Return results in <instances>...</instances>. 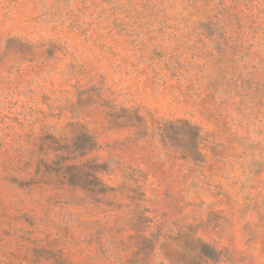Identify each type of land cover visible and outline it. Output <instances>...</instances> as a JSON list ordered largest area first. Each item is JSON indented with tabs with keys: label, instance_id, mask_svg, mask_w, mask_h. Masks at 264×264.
Wrapping results in <instances>:
<instances>
[{
	"label": "rangeland",
	"instance_id": "1",
	"mask_svg": "<svg viewBox=\"0 0 264 264\" xmlns=\"http://www.w3.org/2000/svg\"><path fill=\"white\" fill-rule=\"evenodd\" d=\"M0 264H264V0H0Z\"/></svg>",
	"mask_w": 264,
	"mask_h": 264
}]
</instances>
